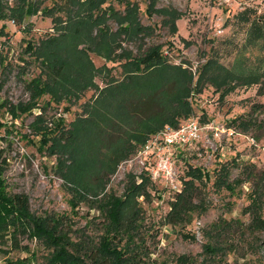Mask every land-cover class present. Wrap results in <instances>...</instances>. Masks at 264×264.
<instances>
[{
	"label": "rangeland",
	"instance_id": "374dc122",
	"mask_svg": "<svg viewBox=\"0 0 264 264\" xmlns=\"http://www.w3.org/2000/svg\"><path fill=\"white\" fill-rule=\"evenodd\" d=\"M41 6L51 7L64 0H37ZM139 7L137 18L141 25L152 27L151 35H141L122 47L133 53H142L147 47L160 44L168 63L182 64L194 75L197 68L208 58H215L223 68L237 75H262L264 72V23L253 26L238 13L249 9V19L264 15V0H232L229 4L221 0H153L152 9L173 8L182 12L176 19V32L172 33L162 24V16L156 12L147 15L144 10L151 0H129ZM12 0H8L10 5ZM114 9L122 12L123 6L112 1ZM53 17L61 15L55 12ZM52 16L38 12L28 16L18 25L11 18L0 19V103L27 108L10 115L0 107V148L5 149L7 167L3 174L6 193L23 192L27 195L30 211L38 216L60 215L67 220L69 235L73 241L96 243L102 234V217L88 202L75 203L72 197L73 176L84 182L91 181L92 171L89 157L74 154L67 159V172L58 169V153L52 152L51 141L45 142L40 131H50L64 120V127L77 118L86 117L83 107L98 96V90L89 86L84 93L71 97V101L46 104L48 95L30 99L24 82L39 74L38 61L24 53L27 42L36 44L47 34L57 35L52 27ZM109 32L117 24L107 22ZM106 45V44H105ZM77 49H84L77 44ZM94 67H102L92 77L97 88L105 87L109 76L119 77L116 63L89 53ZM80 62V61H79ZM109 69L107 71L106 69ZM261 81V79H260ZM200 91L191 95L192 112L180 118L177 126L188 118H194L205 127L198 141L182 151L175 160V172L182 178L188 166L206 169L210 178L197 182L198 195L190 223L171 224L167 222L170 202L174 190L163 182L151 181L148 197L138 196L141 207L138 232L135 241L141 247V264H176L175 258L185 255L193 264H264V230L251 229V215L246 206L248 194L255 187V178L245 177L252 170L260 178L264 188V86L260 83L239 85L223 98L209 84L200 85ZM255 121L243 129L230 120L235 117ZM257 125V126H256ZM163 128H171L165 124ZM49 135V134H48ZM46 135V136H48ZM107 154V153H106ZM105 154V155H106ZM67 155V154H66ZM135 152L121 161L114 173L108 174L104 191L120 195L126 183L127 174L140 182L141 165L134 157ZM107 159L112 157L107 154ZM96 158V157H94ZM116 159V157L114 158ZM113 159V160H114ZM112 160V161H113ZM229 165L228 179L243 181L233 192L213 185L216 169L221 164ZM90 168V169H89ZM70 176V177H69ZM81 181L74 183L81 184ZM260 217L264 220V193L261 195ZM200 203V204H199ZM225 222L226 225L214 224ZM41 263L47 249L36 238L23 239ZM213 243L220 247L216 254H205L203 245ZM24 253H0V264L23 257ZM35 262V261H34Z\"/></svg>",
	"mask_w": 264,
	"mask_h": 264
},
{
	"label": "trees",
	"instance_id": "16d2710c",
	"mask_svg": "<svg viewBox=\"0 0 264 264\" xmlns=\"http://www.w3.org/2000/svg\"><path fill=\"white\" fill-rule=\"evenodd\" d=\"M7 1L0 0V19L8 17L20 25L26 17L40 12L52 16V27L57 32V35H45L36 44L27 42L24 48V53L38 61L40 70L36 77L24 82L30 99L48 95L46 104L69 102L73 95L84 93L89 86L98 90V96L83 107L86 117L72 120L67 128L64 120L59 119L50 131L39 133L45 134L42 138L45 142L51 141L52 152L59 154L57 166L61 172L68 169L66 161L74 154L84 153L89 157L92 171L88 175L93 179L84 182L79 175L73 176L72 197L75 203L72 206L90 200L91 206L102 217V234L94 244L84 240L73 241L65 218L35 215L30 211L25 193H6L3 174L7 159L5 149L0 148V253L6 256L12 252L24 253L23 257L8 260L7 264H141L142 246L135 241L141 213L137 198L149 196L151 181L145 171L139 174L141 179L138 183L129 173L122 193L115 195L104 191L109 181L108 174L114 173L121 161L136 152L151 134L162 130V126L177 127L180 118L189 116L192 112L191 95L200 91V85H211L214 91L219 92V98H223L239 85L260 83L264 86V72L262 75H237L211 57L193 75L182 64L168 63L160 44L149 46L142 53H133L131 49L122 47V43L134 41L141 35H151L153 29L140 24L137 18L139 7L129 0H115L123 6L122 12L113 8V0H64L51 7L41 6L37 0H12L10 5ZM152 6L153 0L144 12L147 15L153 12L160 14L162 24L175 33V22L182 12L173 8L152 9ZM58 11L61 15L53 17ZM248 13L249 9L245 8L238 14L245 15L253 26L263 25L264 15L251 20ZM111 19L117 24L114 32H109L107 27ZM77 44H83L84 49L75 48ZM89 53L104 58L106 62L116 63L119 77L109 76L105 87L97 88L92 77L96 75L95 71L99 72L105 66L94 67ZM6 105V101L0 103L1 108ZM27 108L31 105L27 107L19 103L8 104L5 110L16 116L17 111ZM230 122L243 129L255 125L254 120H243L239 116ZM2 125L0 123V127ZM106 153H111L112 157L107 159ZM229 171L228 163L221 164L215 171L213 185L233 192L243 180L235 178L230 181ZM245 177L255 178V187H251L246 206L251 215L249 226L253 230H264V220L259 213L264 188L252 170L248 169ZM209 178L206 169L187 167L181 191L175 193L174 200L170 202L166 215L168 223H190L197 206L193 203L198 195L194 182ZM81 180V184L74 183ZM219 224L226 225L225 222L214 225L218 227ZM32 238L39 240L48 250L41 263L36 262L28 243L22 241ZM218 251L220 247L213 243L203 245L205 254ZM175 262L194 263L185 255L177 256Z\"/></svg>",
	"mask_w": 264,
	"mask_h": 264
},
{
	"label": "built area",
	"instance_id": "2783aa9c",
	"mask_svg": "<svg viewBox=\"0 0 264 264\" xmlns=\"http://www.w3.org/2000/svg\"><path fill=\"white\" fill-rule=\"evenodd\" d=\"M229 4L232 0H221ZM204 126L194 118H188L174 128H163L157 133L151 134L146 142L135 152V158L141 165V171H145L153 182L160 181L179 193L182 182L175 172V160L180 153L199 140Z\"/></svg>",
	"mask_w": 264,
	"mask_h": 264
}]
</instances>
